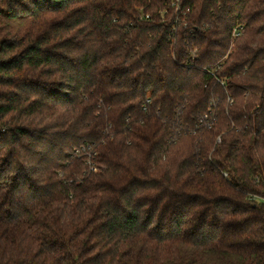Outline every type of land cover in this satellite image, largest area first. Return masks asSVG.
<instances>
[{
    "label": "trees",
    "instance_id": "obj_1",
    "mask_svg": "<svg viewBox=\"0 0 264 264\" xmlns=\"http://www.w3.org/2000/svg\"><path fill=\"white\" fill-rule=\"evenodd\" d=\"M0 264H264V0H0Z\"/></svg>",
    "mask_w": 264,
    "mask_h": 264
}]
</instances>
